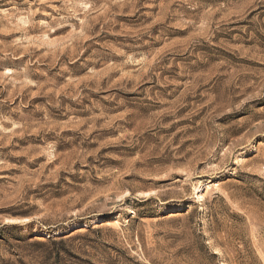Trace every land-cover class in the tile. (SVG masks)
I'll use <instances>...</instances> for the list:
<instances>
[{"label": "rangeland", "instance_id": "obj_1", "mask_svg": "<svg viewBox=\"0 0 264 264\" xmlns=\"http://www.w3.org/2000/svg\"><path fill=\"white\" fill-rule=\"evenodd\" d=\"M0 264H264V0H0Z\"/></svg>", "mask_w": 264, "mask_h": 264}, {"label": "bare ground", "instance_id": "obj_2", "mask_svg": "<svg viewBox=\"0 0 264 264\" xmlns=\"http://www.w3.org/2000/svg\"><path fill=\"white\" fill-rule=\"evenodd\" d=\"M203 195L201 194L200 197H202Z\"/></svg>", "mask_w": 264, "mask_h": 264}]
</instances>
